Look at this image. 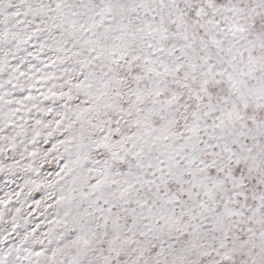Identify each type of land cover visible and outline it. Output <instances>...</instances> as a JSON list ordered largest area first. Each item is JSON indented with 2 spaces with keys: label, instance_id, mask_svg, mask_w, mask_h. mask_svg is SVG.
<instances>
[{
  "label": "snow or ice",
  "instance_id": "1",
  "mask_svg": "<svg viewBox=\"0 0 264 264\" xmlns=\"http://www.w3.org/2000/svg\"><path fill=\"white\" fill-rule=\"evenodd\" d=\"M0 192V264H264V0H0Z\"/></svg>",
  "mask_w": 264,
  "mask_h": 264
},
{
  "label": "rangeland",
  "instance_id": "2",
  "mask_svg": "<svg viewBox=\"0 0 264 264\" xmlns=\"http://www.w3.org/2000/svg\"><path fill=\"white\" fill-rule=\"evenodd\" d=\"M12 187H15V185H13ZM0 195H3V192H0Z\"/></svg>",
  "mask_w": 264,
  "mask_h": 264
}]
</instances>
